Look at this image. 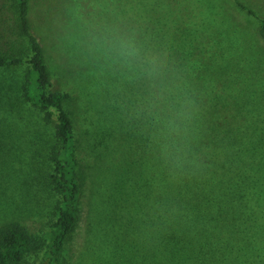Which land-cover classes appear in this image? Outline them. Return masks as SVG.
I'll return each mask as SVG.
<instances>
[{"label":"rangeland","instance_id":"obj_1","mask_svg":"<svg viewBox=\"0 0 264 264\" xmlns=\"http://www.w3.org/2000/svg\"><path fill=\"white\" fill-rule=\"evenodd\" d=\"M160 6L169 8V16L174 17L167 24L168 33L178 25L186 27L187 33L201 31L195 34L202 45L190 42L189 54L184 48L189 55L187 72L207 76L204 67L210 61L220 74L216 86L220 101L245 108L240 122L243 136L232 160L245 170L254 165L246 170L254 184L252 209L245 217L235 218L236 223L222 222L213 229L210 243L218 255L205 253L208 263L204 264H264V32L259 27L264 0H29L31 30L52 74L50 89L69 93L66 108L72 113L75 139L83 140L80 151L88 162L73 233L56 256L31 251L18 264H173L169 251L158 245L163 230L156 218L108 213L113 175L107 167L116 150L117 157L122 153L116 140L127 142L126 130L134 133L135 118L149 108L139 82L146 69L145 57L156 54L144 50L143 42L154 46L150 41L155 37V43L168 42L166 33L159 38L153 23L164 11ZM147 24L149 31L145 32ZM14 30L12 13L0 0L1 48L16 39ZM100 32H116L131 40L142 57L137 65L143 63V68L129 70L114 57L102 55L92 39ZM28 68L27 63L0 67V228L16 224L46 238L55 221L56 192L45 184L52 167H26V157L45 152V139L54 122L44 124L37 109L21 96L20 85Z\"/></svg>","mask_w":264,"mask_h":264},{"label":"trees","instance_id":"obj_2","mask_svg":"<svg viewBox=\"0 0 264 264\" xmlns=\"http://www.w3.org/2000/svg\"><path fill=\"white\" fill-rule=\"evenodd\" d=\"M4 1L14 19L16 39L5 49L0 47V67L29 64L20 85L21 96L37 109L44 124L54 122L52 133L45 139V152H32L26 157V167H52L49 183L45 181L56 192L50 235L37 237L16 224L0 228V264H18L31 251H49L56 256L75 230L87 184L84 171L88 159L80 151L83 140L76 142L72 113L66 108L69 93L50 89L52 74L42 45L31 30L29 0ZM160 8L164 11L153 23L159 38L166 33L168 42L155 43L156 37L150 41L154 46L143 42L144 50L156 54L144 59L155 60L154 74L148 77L142 70L138 80L144 86L142 94L149 108L146 106L145 112L135 118L134 133L126 130L127 142L116 140L122 153L117 157L116 150L107 167L114 176L109 182L108 213L156 218L163 230L158 245L169 251L173 264H204L208 263L205 253L218 255L210 243L213 229L222 222L236 223L240 215L245 217L252 209L254 184L246 170L254 165L246 161L249 166L245 170L232 160L243 136L240 122L245 108L243 104L234 108L228 101H220L216 86L221 78L210 61L204 67L207 76L187 72L190 42L202 45L195 34L201 31L187 33L186 27L178 25L168 33L167 24L174 17L169 16L166 6ZM247 12L253 14L250 9ZM259 22L264 32V19ZM147 25L145 32L149 31ZM114 151L112 148L111 153Z\"/></svg>","mask_w":264,"mask_h":264},{"label":"clouds","instance_id":"obj_3","mask_svg":"<svg viewBox=\"0 0 264 264\" xmlns=\"http://www.w3.org/2000/svg\"><path fill=\"white\" fill-rule=\"evenodd\" d=\"M97 50L105 56L114 57L117 61L123 63L129 70L134 66L143 68V63L137 65L142 60L140 50L135 44L116 32H100L92 37ZM144 63L150 65L145 69V74L151 77L155 72V60H146Z\"/></svg>","mask_w":264,"mask_h":264}]
</instances>
